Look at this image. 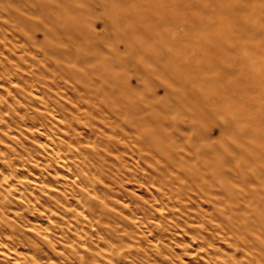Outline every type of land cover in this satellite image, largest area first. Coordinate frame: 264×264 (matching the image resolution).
I'll return each mask as SVG.
<instances>
[{"label":"bare ground","instance_id":"bare-ground-1","mask_svg":"<svg viewBox=\"0 0 264 264\" xmlns=\"http://www.w3.org/2000/svg\"><path fill=\"white\" fill-rule=\"evenodd\" d=\"M256 1L263 4L260 9H252L260 21H251L244 12ZM153 3L161 13L159 18L158 14L152 15L159 19L157 24L146 28L136 24L119 32L117 41L112 43H108V33L103 30V42L96 40L97 20L92 19L97 9L108 10L106 0H0V18L13 23L28 51L61 60L59 64L43 60L46 65L37 68L35 79L53 89L64 87L71 102L50 99L48 95L47 101L41 99L45 111L38 113L39 118L57 116L67 127L73 126L71 134H75L77 126H84L93 135L94 128L107 129L108 124L111 135L104 145L108 150L131 153L132 159L142 164L146 171L141 178L153 188L154 198H215L221 205L217 216L212 213L208 222L203 219L202 223L220 230L224 241L231 240L234 251L240 249L241 255L230 254L214 264H264V0H223L217 25L189 21L186 27L195 32L203 26L215 33L219 45L204 44L214 54L209 62L210 67L217 69L214 77L204 76L205 62L201 59L189 56L191 59L182 64V57L190 54V48L183 43L192 42L187 36L173 38L170 30L158 29L167 19L178 20L180 14L168 8L173 0ZM176 3L179 12L199 7L204 14H216L212 4L201 6L196 0ZM18 10L27 11L29 16ZM130 16L131 13L118 15L117 24L130 20ZM148 17L138 21L149 22ZM105 21L104 29L108 28ZM27 29L31 35L26 34ZM30 29L34 34L43 32L46 43L38 42ZM133 32L143 38L130 40ZM157 37L167 44L150 42ZM32 44L42 50L34 46L35 50ZM177 46L180 55L174 56ZM33 62L40 65L41 61ZM180 66L185 73L177 71ZM132 78L136 79V86L131 83ZM213 81L217 82V89L210 87ZM102 143L99 141V145ZM96 146L87 151L82 161L81 170L86 168L87 174L81 178L87 187L98 180L90 170L103 176L105 158ZM86 202L101 226L100 221L107 220L105 203L91 199ZM86 220L91 224L95 219ZM213 220L219 223L212 224ZM93 255L95 252L79 256L78 263L93 264L97 257Z\"/></svg>","mask_w":264,"mask_h":264},{"label":"rangeland","instance_id":"rangeland-1","mask_svg":"<svg viewBox=\"0 0 264 264\" xmlns=\"http://www.w3.org/2000/svg\"><path fill=\"white\" fill-rule=\"evenodd\" d=\"M106 1L108 10L97 9L92 17L94 21L97 20L94 27L97 41L103 42L102 30L108 33V43H112L117 41L119 32L127 31L130 27L132 29L136 24L138 28H146L159 22L160 8L154 5L153 0ZM176 1L180 0H173L168 8L180 14L178 20L167 19L158 29L170 30L173 38L187 36L192 42L183 43L190 48V54L182 57V64L191 57L201 59L205 62L202 70L204 76L214 77L217 69L209 64L214 54L204 44L219 45L214 39L215 33L203 26L196 28L199 29L196 32L186 26H189L191 19L198 20L202 25H217L221 19L217 12L223 0L219 3L220 0H196L201 6L212 4V9L216 12L214 16L204 14L199 7L179 12ZM16 6L18 5L11 7ZM262 6L259 1L253 2L244 15L249 16L251 21H260L257 14L252 13V9H260ZM18 12L23 16L26 14L25 17L29 16L27 11ZM126 13H131L130 20L117 24L118 15ZM157 14L158 18L155 19L152 15ZM146 15H149V22L138 21ZM99 17L101 19L98 20ZM104 19L108 23L106 29ZM5 20L4 17L0 18V264H79V256L90 252L97 255L96 258L93 255L96 259L93 264H214L230 254L235 253L240 257V249L234 251L233 242L224 241L220 230L209 229L202 223L203 219L208 222L212 213L215 216L219 214L221 205L215 198L210 199L212 202L204 198L169 199L162 195L156 199L153 197V188H149L141 178L146 171L142 164H137L131 153L108 150L104 145L108 144V135H111L108 124L105 125L107 129L94 128L96 131L93 135L82 125L77 126L75 134H71L73 126L67 127L62 121H58L57 116L45 119L37 116L39 112L45 111L40 104L43 100L47 101L48 95L50 99L71 102L68 97L70 93L64 87L53 89L35 79L39 66L42 68L46 62L59 64L61 60L52 56L46 58L39 51H28L24 44L25 48L22 49L20 46L24 41L16 32V27L11 21ZM27 33L31 35L29 29L26 30ZM34 35L38 42L46 43L43 32L36 31ZM139 38L143 36L134 32L129 37L134 41ZM150 42L161 46L167 44L160 37L151 39ZM34 46L42 50L38 48L40 46ZM174 50V56H179L180 47H174ZM193 53L195 54L192 56ZM35 59L41 61L40 65H35ZM177 71L185 73V68L180 66ZM131 83L136 86V79L132 78ZM210 85L213 89L218 88L216 81ZM99 141L104 143L99 145ZM94 145H97L102 159L105 158L103 176L90 170L91 176L96 175L98 180L95 187H87L81 178L87 174L86 168L81 170L82 161ZM100 163L102 165L103 160ZM86 164L90 166L89 163ZM82 199L85 203H82ZM88 199L105 203L107 207V214L104 215V220H107L103 223L100 221L101 226L98 225L99 217L93 215L86 202ZM86 219L96 221L92 220L90 224ZM105 222L107 223L104 224ZM212 222L219 223L215 220ZM105 226L109 227L108 231ZM107 253L111 254L106 255Z\"/></svg>","mask_w":264,"mask_h":264}]
</instances>
